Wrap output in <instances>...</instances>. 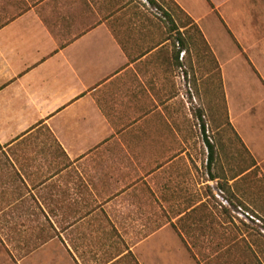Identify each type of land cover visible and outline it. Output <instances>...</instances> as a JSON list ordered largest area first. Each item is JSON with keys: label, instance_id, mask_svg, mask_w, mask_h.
Masks as SVG:
<instances>
[{"label": "crops", "instance_id": "1", "mask_svg": "<svg viewBox=\"0 0 264 264\" xmlns=\"http://www.w3.org/2000/svg\"><path fill=\"white\" fill-rule=\"evenodd\" d=\"M172 1L245 157L220 138L209 160L205 85L164 20L127 0H0V264H190L189 238L201 249L225 221L207 186L257 212L264 0Z\"/></svg>", "mask_w": 264, "mask_h": 264}, {"label": "rangeland", "instance_id": "2", "mask_svg": "<svg viewBox=\"0 0 264 264\" xmlns=\"http://www.w3.org/2000/svg\"><path fill=\"white\" fill-rule=\"evenodd\" d=\"M127 1L141 6L140 10L145 16L164 20L170 29L171 26L173 28V24L177 25L178 29H175L174 38L184 40L188 50L191 89L196 92L197 80L200 84L205 85L206 110L203 119L205 138L213 145L220 138L228 142L231 139L240 152L241 147L233 140L228 129L224 127L226 109L218 65L207 47L201 42L197 30L194 27H181V23L186 21V17L169 0H159V7L149 4L147 0ZM164 11L172 16L173 22L169 20ZM180 28H184L183 32L179 31ZM220 32L228 39L221 29ZM232 74L233 71L227 68V82L231 79ZM242 77L246 80L249 73L244 72ZM220 127L221 129L216 130ZM240 153L245 157L242 150ZM207 193L211 194L213 199L219 203L225 213V221L220 229L214 232L207 231L201 249H198L193 240L189 238L192 245L190 264H264V193H254L256 195L253 197V205L258 209L257 212L249 210L239 198L232 197L224 182L207 186ZM242 197L243 199L247 198L245 195ZM224 200L228 201L229 206L223 203ZM238 207L249 212L258 221L250 218L244 220L238 214Z\"/></svg>", "mask_w": 264, "mask_h": 264}, {"label": "trees", "instance_id": "3", "mask_svg": "<svg viewBox=\"0 0 264 264\" xmlns=\"http://www.w3.org/2000/svg\"><path fill=\"white\" fill-rule=\"evenodd\" d=\"M169 1H170V3H172L175 7H177L176 4H175L172 0H169ZM147 2H148L149 4H151V5H153V6H157V7H159V5H160L159 0H147ZM177 9H179V8L177 7ZM179 10H180V9H179ZM180 11H181V10H180ZM164 12H165V11H164ZM181 12H182V11H181ZM182 13H183V12H182ZM165 14L168 16L169 20H170V21L172 20V22H173L172 16H171L168 12H165ZM183 14H184L185 17H186V21H185L184 23H181V24H182L181 27H185V28H186V27H194V28L197 30L198 34L200 35L201 42L207 47L208 51L211 53V51H210V49H209V46H208L207 43L205 42V40H204V38H203L201 32L199 31L198 27L193 23V21H192L191 18H189L185 13H183ZM172 24H173V23H172ZM173 28H174V30H175V29H178V27H177L176 24H173ZM179 44H184V45H185L184 40L179 39ZM211 55H212V53H211ZM206 145H207V149H208V152H209V160H210V157H211V154H212L213 144H212L208 139H206Z\"/></svg>", "mask_w": 264, "mask_h": 264}, {"label": "built area", "instance_id": "4", "mask_svg": "<svg viewBox=\"0 0 264 264\" xmlns=\"http://www.w3.org/2000/svg\"><path fill=\"white\" fill-rule=\"evenodd\" d=\"M223 203L229 206V203H228L227 200H224ZM238 214H239L242 218H244V220H245V219L248 220V218H250V219H254V220L258 221V220L255 219V218H254L249 212L243 210L241 207H238Z\"/></svg>", "mask_w": 264, "mask_h": 264}]
</instances>
